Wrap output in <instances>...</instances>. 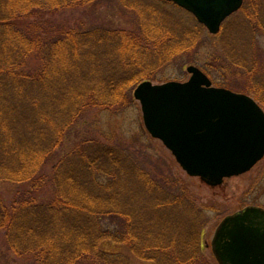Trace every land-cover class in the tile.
<instances>
[{"label":"rangeland","instance_id":"obj_1","mask_svg":"<svg viewBox=\"0 0 264 264\" xmlns=\"http://www.w3.org/2000/svg\"><path fill=\"white\" fill-rule=\"evenodd\" d=\"M49 1L59 6L66 2ZM68 1L69 5L61 9L54 5V11L43 9L41 22L29 23L34 31L43 28V44L59 38L68 43L74 39L73 51L62 48L60 57L63 55L66 62L70 53L83 66L71 68L86 81L79 84L84 87L82 95L75 97L79 108L74 112L73 105V115L67 122L51 123L49 117L43 127L45 144L54 142L55 146L49 156L43 149L48 166L42 172L35 161L29 168L18 169L12 181L0 180V198L13 204L45 191L46 176L53 178L50 158L79 159L77 154L98 155L107 148L109 155L119 156L116 160L125 163L112 173L114 182L110 184L115 185L117 180L111 188L117 186L123 192L119 201L128 215L143 222L141 228L157 231L166 243L165 252L156 255L160 263L217 264L211 240L219 223L248 206L264 207V158L250 172L225 179L217 187L189 177L169 150L146 131L133 92L142 79L153 85L185 82L190 77L187 67L194 66L208 76L214 87L248 95L264 110V0H253L250 7L249 0L247 5L243 2L216 35L199 25L191 14L162 0H97L77 5L75 0ZM72 28L77 29L75 35ZM90 32V37L83 36ZM77 40L86 43L77 47ZM110 81L115 84L114 103L101 99L104 89L112 94L107 84ZM73 99L61 98L60 115L71 108ZM23 126L19 122L14 128ZM28 130L34 132L32 127ZM99 161L98 165L107 167V161ZM106 181L104 178L100 182ZM138 237L145 240L143 235ZM192 241L194 249L189 245ZM132 243L103 242L99 249L124 257L127 264H156L141 260L130 250L142 252L145 242L135 237ZM0 264L34 261L18 258L0 231Z\"/></svg>","mask_w":264,"mask_h":264},{"label":"trees","instance_id":"obj_2","mask_svg":"<svg viewBox=\"0 0 264 264\" xmlns=\"http://www.w3.org/2000/svg\"><path fill=\"white\" fill-rule=\"evenodd\" d=\"M95 1L75 0V5ZM69 2L66 0L59 6L49 0H0V180L12 181L18 169L29 168L35 161L43 172L48 166L43 149L49 156L55 146L54 142L45 144L44 125L49 117L51 123L67 122L73 115V105L74 112L79 108L75 97L82 95L84 87L79 84H86V81L71 68L81 65V61L79 63L70 53L66 62L63 55L60 57L62 48L73 51L74 39L68 43L59 38L43 44V28L34 31L29 23L30 20L41 22L45 9L54 11L56 6L61 9ZM250 2L254 1L249 0V7ZM76 30L72 28L71 32L75 35ZM91 33L83 36L90 37ZM77 41V47L84 43ZM136 62L132 60V63ZM107 84L112 94L108 95L104 89L101 99L104 97V101L113 102L114 81ZM57 85L62 87H54ZM70 95L74 99L66 114L61 113L62 120L58 102L61 98L71 100ZM49 106L47 117L46 107ZM19 122L24 123L23 129L16 130L14 125ZM29 127L34 128V132L29 131ZM101 150L98 155L77 154L79 159L50 158V162L53 159V178L46 176L48 188L45 191H38L13 204L0 198V231L18 258L32 260L34 264H127L124 257L101 252L99 247L103 242L112 241L133 244L137 237L145 243L142 252L130 248L133 255L162 264L156 255L165 252L164 239L147 226L141 228L143 222L134 220L132 214L128 215L124 204L119 201L123 192L117 186L111 188L117 185V180L115 185H110L114 182L112 173L115 174L125 163L116 160L119 156L109 155L110 149ZM105 157L107 160L103 159ZM98 160L107 161V167L99 163L100 168ZM104 178L107 181L100 182ZM140 235L144 241L138 237ZM189 245L194 249L193 241Z\"/></svg>","mask_w":264,"mask_h":264},{"label":"water","instance_id":"obj_3","mask_svg":"<svg viewBox=\"0 0 264 264\" xmlns=\"http://www.w3.org/2000/svg\"><path fill=\"white\" fill-rule=\"evenodd\" d=\"M189 12L210 34L237 12L243 0H164ZM185 82L139 84L149 135L170 151L180 168L210 187L248 172L264 156V111L249 96L212 86L194 66ZM211 250L218 264H264V210L247 207L225 217Z\"/></svg>","mask_w":264,"mask_h":264},{"label":"flooded vegetation","instance_id":"obj_4","mask_svg":"<svg viewBox=\"0 0 264 264\" xmlns=\"http://www.w3.org/2000/svg\"><path fill=\"white\" fill-rule=\"evenodd\" d=\"M257 206V205H256ZM257 207H261L262 209H264V207H262V206H257Z\"/></svg>","mask_w":264,"mask_h":264}]
</instances>
